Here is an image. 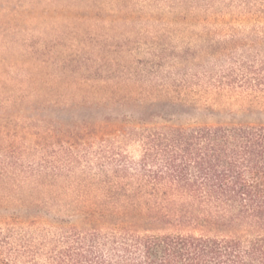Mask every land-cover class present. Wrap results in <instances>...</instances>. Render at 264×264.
Instances as JSON below:
<instances>
[{"label":"trees","instance_id":"trees-1","mask_svg":"<svg viewBox=\"0 0 264 264\" xmlns=\"http://www.w3.org/2000/svg\"><path fill=\"white\" fill-rule=\"evenodd\" d=\"M200 1L264 24V0ZM260 64L219 89L248 100L240 113H264ZM100 90L91 95L114 104L86 108L92 113L68 137L83 149L69 153L71 168L22 175L32 192L54 197L15 200L0 213V264H264V121H207L205 110L182 121L200 109L178 91ZM114 139L136 141L139 156ZM82 161L87 173L73 176ZM68 191L75 198L61 205Z\"/></svg>","mask_w":264,"mask_h":264},{"label":"rangeland","instance_id":"rangeland-1","mask_svg":"<svg viewBox=\"0 0 264 264\" xmlns=\"http://www.w3.org/2000/svg\"><path fill=\"white\" fill-rule=\"evenodd\" d=\"M263 29L239 10L200 0H0V213L13 211L15 200L54 197L32 192L22 175L45 166L66 171L69 153H83L68 137L92 113L86 108L114 104L95 90L178 91L190 110L200 109L182 121L202 119L204 110L207 121H264V113H240L248 100L219 90L259 69ZM114 140L139 156L136 141ZM58 198L65 205L75 195Z\"/></svg>","mask_w":264,"mask_h":264}]
</instances>
